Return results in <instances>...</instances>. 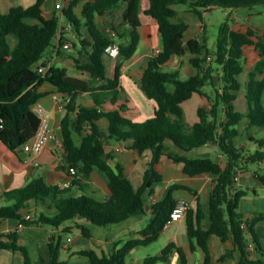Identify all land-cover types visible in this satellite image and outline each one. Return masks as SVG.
<instances>
[{
  "label": "trees",
  "instance_id": "1",
  "mask_svg": "<svg viewBox=\"0 0 264 264\" xmlns=\"http://www.w3.org/2000/svg\"><path fill=\"white\" fill-rule=\"evenodd\" d=\"M84 1L81 17L75 13L77 5ZM142 0H71L64 8L63 15L57 12L45 13L43 0L29 7L14 6L8 13L0 11V141L15 153L20 146L29 141L37 132L39 118L32 112L31 106L38 102L42 94L38 89L43 83H50L57 93L69 98L66 103V115L61 121L63 164L60 169L72 178L68 188L47 184L42 177L35 178L25 187L0 192V219H15L23 227L49 226L59 228L65 222L81 216L97 226H109L127 220L131 215L144 209L145 194L154 193V185L163 180L157 166L163 156L183 165V172L195 177L210 174L215 177L214 185L208 196L210 226L202 227L205 217L201 202L196 207H188L185 222L191 241V249L199 247L204 253L202 264H214L209 248L211 236L221 242L230 240L235 248L226 250L219 258L220 262L232 260L239 250L241 258L237 264H264V249L260 246L256 226L264 222V212H255L247 218L241 211L240 202L247 190L239 188L236 178L245 165L264 162V139H251L257 145L254 152L238 147L234 140L239 135L238 126L246 119L250 126L264 128V32L249 27L246 31L231 29L225 24L219 34L217 52H209L206 38H193L184 44V34L188 29L185 20H176V5H187L189 11L203 20L204 11L210 8H249L264 5V0H149L144 10L146 16L157 23L163 46L158 54L151 57L147 67L140 73L139 85L146 96L156 104L154 116L143 122H135L123 112L127 105L121 103L113 111H106L107 101L119 100L121 67L137 52L141 42L139 28L142 25ZM102 21L107 32L101 29ZM62 21L68 22L79 39V54L87 56L86 61L74 58L75 67L89 76L88 80L71 77L65 67L50 66L46 73L38 71L37 64L53 46L56 35L61 31ZM84 26L87 35L81 31ZM16 39L15 46L10 43ZM64 37L60 39L63 45ZM115 45L119 49V60L115 65L112 78L107 75L105 57H112L108 48ZM64 46V45H63ZM245 46H252L259 54V60L249 72L244 83L248 110L236 109L237 93L243 83L240 80L245 72ZM186 52L192 54L191 65L196 73L187 79H181L178 70L165 71L175 57ZM208 58L211 62L207 63ZM42 66L46 67L43 63ZM169 85L173 90H169ZM211 86L206 94L204 88ZM89 92L95 102L92 108L76 105L78 96ZM205 95L210 107L197 110L199 121L188 126L182 103L194 94ZM108 123V137L115 142L130 141L131 149L143 154L149 150L152 158L144 174L143 183L135 188L125 175L124 167L117 163L112 166L107 161L104 129L99 122ZM82 138L76 144L74 135ZM20 138V145L16 139ZM171 142L184 152L201 148L212 143L226 158L223 166L216 158H195L171 151L167 145ZM76 174L71 175V169ZM95 170L102 171L110 189L106 200H97L88 193ZM256 178L264 186V175ZM77 190H76V189ZM177 190L192 191L186 185L174 184L165 198L156 202L152 209L149 225L140 232V237L123 243L111 253L99 254L94 250L80 252L89 259L90 264H128L127 258L132 249L155 242L171 213L179 204L174 196ZM31 202L49 203L55 208V215L35 213L31 216L27 210ZM27 215L30 217L27 219ZM84 236L91 237L86 224L77 223ZM70 230L53 234L48 244V264H67L60 259L64 235ZM248 234L256 245L259 257L254 258L250 251ZM18 231L0 233V250L19 251L24 264H35L27 246H21ZM261 247V248H260ZM175 252L180 264H188L182 247L171 242L160 254L148 256L143 264L167 262ZM37 264H45L43 261Z\"/></svg>",
  "mask_w": 264,
  "mask_h": 264
},
{
  "label": "crops",
  "instance_id": "2",
  "mask_svg": "<svg viewBox=\"0 0 264 264\" xmlns=\"http://www.w3.org/2000/svg\"><path fill=\"white\" fill-rule=\"evenodd\" d=\"M70 1L71 0H43L42 10L45 13L57 12L59 15H63V10ZM35 3L36 0H0V11L6 14L14 6L20 5L26 8L34 5ZM84 3V1H81L75 8V13L79 17H81ZM148 5H142V12H144ZM57 6L60 7L57 8ZM177 6L178 5L174 6L178 12V17L176 20H185L188 23V29L184 34V44L193 38H206L204 35L206 30L204 16L206 13L212 9H215L216 7L204 11L203 20H201L195 14L189 11L188 6L179 9ZM251 14V20L253 21L252 28L264 32V27L257 26L258 23L255 21V16L258 14V12L253 10ZM143 15L146 16L144 13H141L142 25L139 28L141 42L137 52L130 60L124 61L121 67L120 84L118 88L120 91L119 100L114 103L107 101L104 104V109L106 111H113L118 108L119 104L125 103L127 105V110L123 112V114L135 122H143L154 116L156 104L153 100H150L141 90L139 79L140 73L143 72L147 67L149 59L156 54V51H160L163 46L162 37L159 33L156 21L149 16H146L144 19L142 17ZM184 15H188V18H186ZM235 22H237V20ZM98 24L101 29L104 30V32H109L105 29L101 20H98ZM262 24H264V22L260 23V25ZM69 25L70 24L68 22L62 21L61 31L56 35L53 46L48 49V51L44 54L43 59L37 64V66H42L45 61L47 69L50 66L65 67L68 70L69 76L88 80L89 76L85 73H81V71L75 67L74 58H80L82 61H86L87 56L79 54V39L75 35L72 27L69 28ZM248 28L242 27L240 30L246 31ZM233 29L237 30L236 28ZM81 31L84 35H87V30L84 26L81 27ZM62 37L65 38V40H63V45L69 43L70 47L68 49L71 48L70 50L66 49L63 45L61 46L60 39ZM246 47H253H244L246 57L245 73L249 74L256 62L259 60V54L254 50V48V51H251L252 49L247 51L248 49ZM183 56L187 57L186 61L183 60ZM183 56L175 57L171 64L176 70L180 72V74L181 71L190 74L192 73L191 68H193L190 63L192 54L186 52ZM118 60L119 56L105 57L104 61L107 66V75L110 78H112L115 74V65L117 64ZM181 65H183V67ZM132 75L136 76V78H133ZM261 77H264V73L261 75ZM206 87L204 88V92L208 94L211 89L210 87L206 89ZM38 91L42 94L39 102H41L50 112L54 138L50 141L42 153L35 156L28 154L25 158H22L18 153L10 150L9 147L0 141V192L23 188L33 179L40 177H42L47 184L51 185L71 184L72 182L71 176H69L66 171L60 169L61 165L63 164L61 121L66 115V103L64 104L63 108H60L58 102L53 99L54 95H58L61 99L60 103H63V101L69 97L64 93H57L56 88L47 82L43 83L39 87ZM244 95L246 97L245 86ZM195 96L198 98L196 101L198 103L197 110L200 107H210V101L205 95L196 93L189 100L193 99ZM189 100L182 103L183 109L185 103ZM246 104L247 107L243 112H246L248 108L247 98ZM76 105L92 108L95 106V102L91 94L86 92L78 96ZM245 120L246 119H244L242 122L245 123ZM198 121L199 118L194 120L189 125L193 126ZM99 124L104 129L107 161L112 166L120 163L124 167L125 175L133 182L135 188H139L143 183L144 174L148 169L149 162L152 158L151 151L147 150L143 154H139L137 151L131 149L132 143L130 141L121 143L115 142L108 137L107 121L102 120L99 122ZM243 125L245 128V124ZM255 127L256 126H250L248 124L246 129H249L244 132H242L244 128H238L239 135L240 133H243V137L245 136V139L241 137V140H237L239 137L238 135L234 140L235 144L238 147H242L247 152L252 150L255 151V149H257V145L251 139H264V128ZM74 138L76 144L81 143L82 138L79 135L75 134ZM236 141L238 142L236 143ZM167 145L171 151L176 153L195 158L213 157L216 158V160H218L223 166L226 165L225 156H223L220 153L218 147L214 146L212 143L189 152L182 151L181 149L174 146L171 142H167ZM245 167V170H239L236 183L239 188L247 190V195L240 202V211L245 215V217L251 218L255 212H264V197L262 198L261 195L262 190H264V186L256 178L258 173L264 175V162L259 164L245 165ZM157 169L162 175L163 180L154 185V193L152 195L145 194L144 209L131 215L125 221L104 227L89 223L87 222V219L85 223H80L77 218L65 222L59 228H53L49 226H31L19 228V223L15 219H0V233L18 231V244L28 247L31 260L35 264L40 261L48 264V244L52 238V235L62 233L63 230L69 228L70 233L64 235L63 238V249L60 253V259L65 261L67 264H90L89 259L80 255V252L94 250L99 254L111 253L118 249L126 241L140 237V232L146 228L151 221L154 204L164 199L170 187L174 184L186 185L191 188L192 191L177 190L174 192V196L178 202H185L188 207L194 208L196 207L199 200L205 214V217L202 220V227L208 228L210 226L208 196L211 189L213 188L215 177L210 174H202L195 177H190L183 172L182 164L175 163L166 156L161 158ZM259 190H261V192H259ZM88 193L95 199L101 201L106 200L109 197L110 189L108 187V180L102 171L95 170L93 172L91 187ZM41 204L42 207L37 206L36 210L34 211L35 213H44L51 216L57 213L56 209L50 207L49 203ZM32 209L33 207L30 206L27 212L29 210L31 211ZM30 214L31 216L34 215L33 212ZM76 222L80 224H86L90 230L91 237L84 236L81 228L77 226ZM256 232L258 234L260 246L264 249V222H261L256 226ZM247 238L250 244L252 256L254 258L259 257V254L256 252V245L254 244L252 237L248 234ZM171 242L177 243L184 249L188 264H202L204 260V253L199 247H197L195 251L191 249V241L186 230L185 216L181 220L172 222L167 227H165L162 234L155 242L146 246H138L132 249L130 255L127 258L128 264H143L144 260L148 256L160 254L161 251ZM209 248L214 264H237L241 258L240 251L236 250L232 260L225 262L219 261V258L226 250H232L235 248L231 240L227 243H223L218 237L211 236L209 239ZM169 259L171 260L170 264H180L179 256L175 252L171 254ZM160 263L167 264V262ZM0 264H24V258L22 253L19 251L14 252L10 250H0Z\"/></svg>",
  "mask_w": 264,
  "mask_h": 264
},
{
  "label": "rangeland",
  "instance_id": "3",
  "mask_svg": "<svg viewBox=\"0 0 264 264\" xmlns=\"http://www.w3.org/2000/svg\"><path fill=\"white\" fill-rule=\"evenodd\" d=\"M148 2H149V0H142L141 5H143V4L148 5L149 4ZM186 6L187 5L181 4V5H178L177 8L179 9V8H183ZM253 10L258 12V14L255 16V21H256V23H258L257 26H263L264 27V24L260 25L261 22H264V5H259V6L255 7L254 9H249L246 7L239 8V9L215 8V9H212L211 11H209L208 13L205 14L204 23H205L206 30H205L204 35L207 38V46H208L209 52L212 54V56H214L217 52V43H218V38H219V34H220L222 27L225 24H228V26L231 29L236 28L237 30L238 29L240 30L242 27H245V28L252 27L253 21L251 20V15H252L251 12ZM184 16L186 18H188V15H184ZM142 17L145 19L146 16L143 15ZM234 20L235 21L237 20V22H235ZM10 40H11L12 46H15L16 39L11 37ZM246 48L248 49L247 51H249L250 49H252L251 51H254L253 48H251V47H246ZM70 49H68V50H70ZM66 52H68V51H66ZM183 60L186 61L187 57L183 56ZM211 61L212 60L208 58L207 63H210ZM44 63H46V62L44 61ZM181 66L183 67V65H181ZM191 69H192V71H191L192 73H190V74H187L186 72L181 71V74H180L181 79H183V80L187 79L191 75L196 73V69H193V68H191ZM165 71L174 72V71H176V69L170 63L169 65H167L165 67ZM133 78H136V76H133ZM247 78H248V74L244 72L241 75L240 80L244 84L246 82ZM208 87H210V89L212 88L209 85L206 87V89H208ZM169 89L173 90V86L169 85ZM197 99H198L197 96H195L193 99L189 100L184 105L185 119H186L187 125L192 123L194 120L198 119V116H197V104L198 103L196 102ZM235 105H236V109L240 112H243L245 110V108L247 107L246 97L244 95V86L242 87V90L238 92V99H237ZM247 110H248V108H247ZM245 121H246L245 123L242 122L238 127L239 129H241V128L243 129L244 128L243 124H245V128L242 130V132L249 129V128L246 129V126L249 124V122H248V120H245ZM241 137H243V133H240L237 140H241L242 139ZM243 138L245 139V136ZM237 142L238 141H236V143ZM250 150H252V149H250ZM250 152H254V151L252 150ZM259 192H261V190H259ZM261 195L263 198L264 197V190H262ZM31 206L33 207V209L31 211L29 210L28 212H29V214L32 212L35 214L34 211L36 210V207L37 206L42 207V204L38 203V205H36L34 202H32ZM239 210H240V208H239ZM159 264H162V263H159Z\"/></svg>",
  "mask_w": 264,
  "mask_h": 264
},
{
  "label": "built area",
  "instance_id": "4",
  "mask_svg": "<svg viewBox=\"0 0 264 264\" xmlns=\"http://www.w3.org/2000/svg\"><path fill=\"white\" fill-rule=\"evenodd\" d=\"M59 7L60 6H57V8ZM69 28H71V25H69ZM64 47L68 49L70 47V44L67 43L64 45ZM108 52L113 57H117L119 55V49L115 45L110 46L108 48ZM158 53L159 51H156V54ZM38 71L40 73H46L47 68L44 66H39ZM53 99L58 102L60 108L64 107L65 102L63 101V103H60L61 99L59 98L58 95H54ZM31 110L39 118L40 124L36 134L29 141L21 145L20 150L25 151L27 154H32L35 156L42 153L43 150L50 143V141L54 138V131L52 127L50 112L41 102L38 101L34 103L31 106ZM74 174H76V170L72 168L71 175ZM69 186L70 184L60 185L61 188H68ZM187 209H188V205L185 202H179L177 207L171 213V219L166 224V227L172 222L181 220L186 215ZM29 217L30 216L27 215L26 218L28 219ZM19 228H23V225L19 224Z\"/></svg>",
  "mask_w": 264,
  "mask_h": 264
},
{
  "label": "water",
  "instance_id": "5",
  "mask_svg": "<svg viewBox=\"0 0 264 264\" xmlns=\"http://www.w3.org/2000/svg\"><path fill=\"white\" fill-rule=\"evenodd\" d=\"M16 144H17V145H20V138H17V139H16ZM18 154H19L22 158H25V157H27V155H28L25 151H22V150H19ZM78 221H79L80 223H85V222H86V219L82 218L81 216H78ZM87 222L92 223L90 220H88ZM170 263H171V260L169 259V260L167 261V264H170Z\"/></svg>",
  "mask_w": 264,
  "mask_h": 264
}]
</instances>
